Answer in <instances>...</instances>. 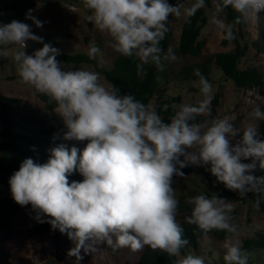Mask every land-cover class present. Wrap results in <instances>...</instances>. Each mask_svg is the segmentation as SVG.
<instances>
[{"label": "clouds", "instance_id": "clouds-1", "mask_svg": "<svg viewBox=\"0 0 264 264\" xmlns=\"http://www.w3.org/2000/svg\"><path fill=\"white\" fill-rule=\"evenodd\" d=\"M83 5L90 12L87 21L109 34L114 51L140 59L142 74L144 64L163 71L166 61L176 59L160 46L169 31V17L194 15L205 3L195 0L183 13L182 4L168 0H83ZM229 7L239 13L235 18L239 24L264 11V0H216L217 14ZM26 18L43 27L31 10ZM213 22L225 30L226 38H233L231 26L225 27L215 16ZM29 40L43 47L27 54ZM16 44L23 46L13 57L21 82L55 101L67 129L63 139L88 141L82 152L76 146L57 145L46 163L26 158L9 179L18 205H31L38 222L49 223L74 242L69 256L81 261V252L90 255L103 243L132 251L147 246L180 256L189 240L176 221L179 202L172 184L189 165L207 167L218 182L242 197L261 191L264 176L255 173L264 170V139L255 124L241 132L229 116L198 121L210 115L207 98L198 105H179L166 123L133 95L120 96L104 87L98 73L62 68L57 60L60 50L35 35L31 25L18 20L0 23V45ZM99 52L95 44L90 46L91 58ZM194 73L207 97L211 84L199 69ZM250 116L264 120V111L257 106ZM74 172L83 180L70 182ZM188 202L192 205L188 223L205 233L238 234V226L230 223L234 206L225 198L201 194ZM254 204L259 207V199ZM225 248V264H248L249 254L230 237ZM174 264H205V259L187 254Z\"/></svg>", "mask_w": 264, "mask_h": 264}, {"label": "rangeland", "instance_id": "rangeland-1", "mask_svg": "<svg viewBox=\"0 0 264 264\" xmlns=\"http://www.w3.org/2000/svg\"><path fill=\"white\" fill-rule=\"evenodd\" d=\"M195 0H182V13L190 8ZM216 1H212L210 7L205 9L208 21L201 30L199 40L205 42V47L199 56H182L179 52V40L182 28L189 17L183 14L180 17H169L170 44L167 52L175 55V60L166 62L164 88L170 98H179L173 106V111L181 104L198 105L206 98L210 103L215 94H219V106L215 119H222L225 116L231 117L234 127L243 129L249 124H255L259 129L260 120H255L250 113L255 107L263 104L264 98V11L250 15L245 20L246 36L250 45L239 62L241 70L255 67L263 75V87L242 89L235 86L233 81L227 79L222 71L215 65L208 82L211 84V91L205 97L201 92L200 78L184 79L183 71L195 64L202 63L214 53L230 52L234 50L233 44L223 46L221 41L224 37V29L213 22L217 17L220 23L226 26L225 13H216ZM31 10V15L43 22V27H36L32 20L26 18V13ZM90 14L83 5V0H0V23L7 24L13 20L22 21L31 25L32 32L43 38L45 43H50L60 50V54L78 55L84 54L91 59V62L83 64L67 63L58 56L61 67L65 70H86L99 74L101 83L109 90H113L110 82L107 81L103 72L113 68L114 61L119 53L112 48V39L106 32H101L86 17ZM256 43L253 44V43ZM95 44L100 52L95 58L89 55L90 46ZM43 47V44L35 41H27L25 51L32 54L35 50ZM23 50V46L0 45V133L6 130L22 135H38L53 141L63 142L69 146L83 148L88 141H67L63 139L67 131L62 117L46 107L37 95V91L30 85L21 82L17 72V65L13 59L17 51ZM166 52V53H167ZM11 98L14 101L2 98ZM157 99L150 101L149 107L154 108ZM236 139H239L237 137ZM5 138L0 135V142ZM235 143V140L232 141ZM248 162V161H245ZM179 205L176 214V221L181 224L191 216L192 205L188 202L197 195L224 194L226 200L233 204V211L230 223L237 225L238 234H231V242L238 243L242 248L244 242L253 239L258 234H264V213L254 202L259 199L264 201V191L258 194L248 193L242 197L236 191L228 190L224 185L212 182L200 177L174 181L172 184ZM10 193H1L0 200L11 199ZM36 213L31 205L20 206L18 213L11 218L12 233L0 235V250L8 254L4 258L0 256V264H136L144 248L139 251H132L128 247L114 248L106 243L100 244L98 250L90 255H83L79 261L68 252L75 246L66 234L58 229H53L47 222H38L35 219ZM47 221L48 217L43 218ZM225 243L204 237L199 241V249L191 248L180 251L178 260L187 254L201 256L205 264H222L226 252ZM249 258L253 264H264V251L253 250L249 252Z\"/></svg>", "mask_w": 264, "mask_h": 264}, {"label": "trees", "instance_id": "trees-1", "mask_svg": "<svg viewBox=\"0 0 264 264\" xmlns=\"http://www.w3.org/2000/svg\"><path fill=\"white\" fill-rule=\"evenodd\" d=\"M182 0H168L172 5L180 3ZM213 0H204L205 6L199 8L194 15L187 18L180 35L179 40V52L182 56H199L205 47V42L199 40L201 30L206 25L208 18L205 14V9L210 7ZM216 1V0H214ZM226 17V26H231L233 38H226V32L223 31L224 37L221 41L223 46L233 44L234 50L230 52H218L209 55L205 61L199 64H195L190 68H186L183 71L182 77L184 79H198L199 76L195 75L194 69H199L200 73L209 79L213 65L217 66L227 79L233 81L236 87L242 89L261 88L263 87V75L255 67H250L244 70L239 68V62L250 45V41L246 36L245 20L241 23H235V18L239 15L231 7L223 11ZM169 31L165 34L164 39L161 41V47L166 53L170 44V26L167 25ZM253 44L256 45L254 42ZM62 61L67 63L83 64L91 62V59L84 55H65L60 54L58 56ZM167 62V61H166ZM164 63L163 71H159L155 65L149 63L144 64L142 74H138V65L141 64L140 59L133 55L125 57L121 54L114 61L113 68L110 71L103 72L107 81L113 87V90L118 95H133L136 100L149 105L150 101L154 98L157 99V104L154 109L164 119V121L170 122V118L174 115L173 106L178 102L179 98H170L166 94L164 88L165 82V68ZM38 97L45 102L46 107L53 111L57 108L55 101L47 95L37 92ZM264 98V92H262ZM5 100L14 101L11 98L3 97ZM219 94H215L210 103V115L198 117V121H211L215 119L217 114V108L219 106ZM167 106V107H165ZM261 110L264 111V101L261 106ZM259 134L264 139V120H260ZM5 138V141L0 142V192L10 193L9 179L15 171L19 170V167L24 159L32 158L36 163H46L50 157V149L63 143L59 141H53L45 138H40L38 135H22L10 132L9 130L0 133ZM64 144V143H63ZM69 149L72 146L65 144ZM82 152L83 148H78ZM184 176H174L173 182L183 179H190L193 177H200L210 180L212 182L220 183L216 177L211 174L207 167H200L195 165H189L183 168ZM257 176H264V170H258L255 173ZM83 177L74 172L69 181H82ZM223 185V183H220ZM261 190L264 191V185L261 186ZM219 197H224V194H216ZM209 198L213 195L206 194ZM259 207L264 213V201L259 202ZM20 210L18 205L12 198L6 201L0 200V235H10L12 233L11 218L14 217ZM183 228L184 238L189 240V244L183 247L180 251L185 249H199V241L204 237H210L212 240L220 243L226 242L227 237H231V233L224 231L213 230L205 233L199 229L196 225L190 224L187 221H182L180 224ZM242 250H245L248 254L253 250L264 251V234H258L255 238L246 240L242 246ZM0 256L6 258L8 254L0 250ZM178 260V257H170L166 253L159 250H152L145 246L143 252L138 258L136 264H174V261ZM222 264H225L222 259ZM248 264H253L252 259L249 258Z\"/></svg>", "mask_w": 264, "mask_h": 264}]
</instances>
